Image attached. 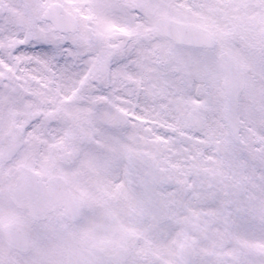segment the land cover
<instances>
[{
    "label": "snow or ice",
    "instance_id": "1",
    "mask_svg": "<svg viewBox=\"0 0 264 264\" xmlns=\"http://www.w3.org/2000/svg\"><path fill=\"white\" fill-rule=\"evenodd\" d=\"M0 264H264V0H0Z\"/></svg>",
    "mask_w": 264,
    "mask_h": 264
}]
</instances>
